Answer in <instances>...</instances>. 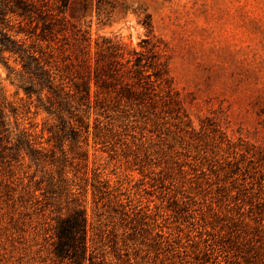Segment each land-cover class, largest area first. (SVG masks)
Segmentation results:
<instances>
[{
    "label": "rangeland",
    "instance_id": "rangeland-1",
    "mask_svg": "<svg viewBox=\"0 0 264 264\" xmlns=\"http://www.w3.org/2000/svg\"><path fill=\"white\" fill-rule=\"evenodd\" d=\"M39 1L64 28L38 44L69 96L48 114L46 91L26 93L0 53V101L15 111L0 140V264H72L53 249L75 203L83 264H264V0ZM8 18L0 31L31 43L33 24ZM108 49L124 74L101 105L92 79L77 103L70 70ZM124 82L135 95L120 96ZM21 130L37 162L15 148Z\"/></svg>",
    "mask_w": 264,
    "mask_h": 264
},
{
    "label": "trees",
    "instance_id": "trees-1",
    "mask_svg": "<svg viewBox=\"0 0 264 264\" xmlns=\"http://www.w3.org/2000/svg\"><path fill=\"white\" fill-rule=\"evenodd\" d=\"M60 6H65L67 0H59ZM62 7H60L61 9ZM60 11V10H59ZM11 15L19 18V21H24L26 24L33 25L27 31V36L31 39V43L27 46L21 40L13 39L5 32L0 31V53L9 52L15 56L20 64L19 74L26 76L30 86H23L26 93L36 92L40 99L43 91H46L45 97L48 104L43 106L48 114L60 113L61 103L64 101V97L69 96L68 91H64L61 84V74L56 78V74L50 71L49 62L44 56L45 48L38 44L42 41H54L55 44L59 39L64 40V28L59 25L61 23L58 18L54 17L49 12L47 7L39 0H0V23L5 20H9ZM145 25L149 26V21H144ZM21 31L22 28H19ZM19 30V31H20ZM45 47H48L46 45ZM56 48L59 51L63 50L62 42L57 44ZM101 50L100 56L95 58L93 63H89L87 57H82L79 61V69H71L70 71L77 72L76 79H72L73 93L72 98H76L77 103L86 104L89 106L90 100V81L92 79L97 91L95 90V100L101 105V100H98V89L108 86V78L116 77L118 74L123 75L125 70L114 63L111 51ZM133 55L132 67L134 72L138 76L139 85V65L140 60L143 58L138 51L132 50ZM1 61L10 70V66L7 63V58L0 56ZM130 59H126L128 62ZM130 71L129 69L126 70ZM92 73V75H91ZM36 86V90L31 88V85ZM133 84L124 82L120 85L118 93L120 96L129 98L135 95V89ZM64 93V94H63ZM15 111L13 107L6 105L3 101H0V140L9 137L11 131V125L8 114L14 116ZM14 129H18V124L14 120ZM20 140L15 143V148H21L24 150V154L33 162L39 160L40 149L33 146V142L24 134V131H20ZM56 131L54 130V133ZM2 156V152L0 151ZM15 157V156H11ZM54 254L59 258H67L72 264H83L85 252H86V216L84 209L80 203H75L69 211L61 216L57 224V242L54 246Z\"/></svg>",
    "mask_w": 264,
    "mask_h": 264
}]
</instances>
